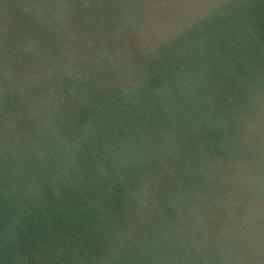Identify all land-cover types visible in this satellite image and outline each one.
I'll list each match as a JSON object with an SVG mask.
<instances>
[{"label":"clouds","instance_id":"clouds-1","mask_svg":"<svg viewBox=\"0 0 264 264\" xmlns=\"http://www.w3.org/2000/svg\"><path fill=\"white\" fill-rule=\"evenodd\" d=\"M2 18L0 264H264V0Z\"/></svg>","mask_w":264,"mask_h":264},{"label":"water","instance_id":"water-1","mask_svg":"<svg viewBox=\"0 0 264 264\" xmlns=\"http://www.w3.org/2000/svg\"><path fill=\"white\" fill-rule=\"evenodd\" d=\"M17 3V0H0V24L3 23V18H2V11H3V4H8V5H15ZM2 199V198H0ZM10 210V206L7 202V200H3L2 203H0V216H4V214L8 213ZM67 211V210H64ZM54 215H56L57 217L62 218L64 215V212H54ZM5 223H7V220L5 218ZM41 227L43 226V222L41 221ZM3 260H4V264H11V259L4 254L3 255Z\"/></svg>","mask_w":264,"mask_h":264}]
</instances>
